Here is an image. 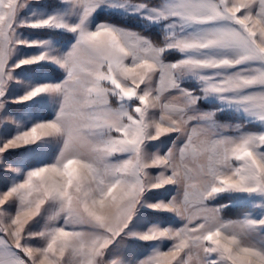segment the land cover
Masks as SVG:
<instances>
[{
    "label": "snow or ice",
    "instance_id": "6c2138e0",
    "mask_svg": "<svg viewBox=\"0 0 264 264\" xmlns=\"http://www.w3.org/2000/svg\"><path fill=\"white\" fill-rule=\"evenodd\" d=\"M0 264H264V0H0Z\"/></svg>",
    "mask_w": 264,
    "mask_h": 264
},
{
    "label": "rangeland",
    "instance_id": "374dc122",
    "mask_svg": "<svg viewBox=\"0 0 264 264\" xmlns=\"http://www.w3.org/2000/svg\"><path fill=\"white\" fill-rule=\"evenodd\" d=\"M228 215H234V213H228Z\"/></svg>",
    "mask_w": 264,
    "mask_h": 264
}]
</instances>
